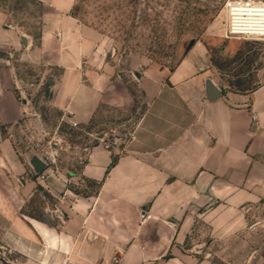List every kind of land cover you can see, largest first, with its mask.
<instances>
[{"label":"crops","instance_id":"1","mask_svg":"<svg viewBox=\"0 0 264 264\" xmlns=\"http://www.w3.org/2000/svg\"><path fill=\"white\" fill-rule=\"evenodd\" d=\"M39 1L46 10L37 35L16 31L0 7V125L29 111L19 97L21 62L58 74L53 104L75 123L100 104L130 108L133 96L109 77L108 39L73 16L75 0ZM214 67L195 41L174 68H147L139 79L146 107L125 152L91 147L81 173L98 189L67 206L66 196L51 210L54 223L0 209V244L20 258L10 264H114L119 251L117 264H214L191 243L198 223L235 233L264 203V80L238 88ZM208 78L220 88L216 99ZM0 158L2 170L32 172L5 141Z\"/></svg>","mask_w":264,"mask_h":264},{"label":"rangeland","instance_id":"2","mask_svg":"<svg viewBox=\"0 0 264 264\" xmlns=\"http://www.w3.org/2000/svg\"><path fill=\"white\" fill-rule=\"evenodd\" d=\"M225 2L75 0L73 16L108 39L104 61L112 67L109 77L117 89L128 90L133 105L122 109L100 104L88 122L75 123L53 104L51 84L58 74L21 62L18 77L23 93L19 97L28 101L29 111L17 124L0 125V143L5 141L23 163L29 165L31 156L37 154L49 165L41 173L16 176L13 170L1 169L5 166L0 158V209L54 223L51 210L62 209L66 196L67 206L75 198L94 194L98 182L81 173L89 149L105 145L125 152L146 107L140 77L151 66L174 68L195 41L207 46L214 71L226 82L238 88H253L262 82L264 41L226 39ZM0 7L16 31L38 34L46 10L42 2L0 0ZM211 27L215 30L210 33ZM218 229L205 220L198 223L191 243L201 244L203 256L214 264H264V203L252 214L246 213L244 226L235 233ZM12 258L20 259L0 244V264H10Z\"/></svg>","mask_w":264,"mask_h":264},{"label":"built area","instance_id":"3","mask_svg":"<svg viewBox=\"0 0 264 264\" xmlns=\"http://www.w3.org/2000/svg\"><path fill=\"white\" fill-rule=\"evenodd\" d=\"M225 8L229 15L226 39L264 41V0H226ZM256 119L253 115L252 121ZM141 217L145 220L146 215ZM118 253L112 257L114 264L120 260Z\"/></svg>","mask_w":264,"mask_h":264},{"label":"water","instance_id":"4","mask_svg":"<svg viewBox=\"0 0 264 264\" xmlns=\"http://www.w3.org/2000/svg\"><path fill=\"white\" fill-rule=\"evenodd\" d=\"M23 39L27 43V37L23 36ZM206 87L208 91V97L210 99H216L217 97H219L220 88L214 83L211 78L206 79ZM48 165L49 163L37 154H33L29 159V166L36 174L45 171L48 168Z\"/></svg>","mask_w":264,"mask_h":264},{"label":"bare ground","instance_id":"5","mask_svg":"<svg viewBox=\"0 0 264 264\" xmlns=\"http://www.w3.org/2000/svg\"><path fill=\"white\" fill-rule=\"evenodd\" d=\"M223 16H224L223 22L225 23L224 24V28H225L224 32H225L227 27H228V23H229V15H228L227 9L225 7L223 9Z\"/></svg>","mask_w":264,"mask_h":264},{"label":"trees","instance_id":"6","mask_svg":"<svg viewBox=\"0 0 264 264\" xmlns=\"http://www.w3.org/2000/svg\"><path fill=\"white\" fill-rule=\"evenodd\" d=\"M116 161V157L113 159V163Z\"/></svg>","mask_w":264,"mask_h":264}]
</instances>
